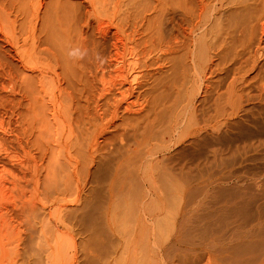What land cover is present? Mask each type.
<instances>
[{"label":"rangeland","instance_id":"1","mask_svg":"<svg viewBox=\"0 0 264 264\" xmlns=\"http://www.w3.org/2000/svg\"><path fill=\"white\" fill-rule=\"evenodd\" d=\"M262 23L264 0H0V180L5 182L0 187V247L6 248L0 264H9L7 250L11 254L14 247L29 264H125L134 221L126 212V189L108 195L115 160L110 157L118 143L104 144V138L130 124L132 147L160 121H173L191 91L200 101V124L207 122L212 104L229 108L227 89L234 77L246 72L245 84L253 85L264 76L252 77L246 62L253 58ZM193 37L213 60V72L202 79L187 57ZM77 45L89 50L78 62L66 56L68 47ZM260 46L264 49V41ZM116 55L125 66L121 77L109 66ZM240 61L244 66L238 70ZM102 73L106 85L136 76L130 100L140 95L139 102L146 105L142 117L131 118L121 108L112 119L108 99L99 97ZM128 87L125 83L121 90ZM252 87L241 91L243 107L237 111L244 137L234 135L238 127L232 133L236 141L225 135L223 152L215 157L227 164L210 158L211 147L201 152V166L212 160L202 166L212 170L203 172L215 178L220 174L222 180L193 189L195 194L184 201L174 196L179 185L171 186L169 177L157 180L158 191L165 194L155 202L154 264H169L170 259V264H215L199 249L196 254L185 251L197 240L224 250L231 259L222 257L227 264L241 263L238 256L244 263L264 264V247L252 240L249 248L244 245L250 237L264 241V218L252 209L257 201L250 208L246 196L253 163L240 148L252 129L244 113L256 102L248 99ZM238 89L236 83L237 94ZM20 207L25 211L16 219L11 213ZM180 220L179 243L173 237ZM87 249L95 251L84 259ZM255 253L260 256L249 260Z\"/></svg>","mask_w":264,"mask_h":264},{"label":"bare ground","instance_id":"2","mask_svg":"<svg viewBox=\"0 0 264 264\" xmlns=\"http://www.w3.org/2000/svg\"><path fill=\"white\" fill-rule=\"evenodd\" d=\"M199 27L200 26L198 24L193 26L190 34H192L194 31L196 32V29H198ZM260 29H261V36L257 37L256 38L257 41L253 43L254 45L253 58H251V60L246 61L247 63H249L250 61L249 71H253L252 73H254V75L252 77L254 78L255 76L260 75L261 73H264V62H262L264 61V56L260 54L262 53L260 51L264 50L260 46L262 41H264V23L260 24ZM190 43L191 44L189 45L187 51V57L190 60L191 67L195 68L196 70L197 69L199 70V79L200 78L202 79L203 77H205L207 71L211 73L213 72L211 70V67L213 65V60L211 57L207 58L209 53L208 49L203 44H201V42L198 41L197 38L195 37L191 38ZM121 58L122 57L120 55L119 56L116 55V57L109 63V66L112 67V72L114 74L119 73L118 77H121V73L124 72L123 69L125 68ZM243 66H244V61H240L237 69L239 70ZM129 70L130 68H128V71ZM108 76L110 77L111 73H108ZM129 77L124 76L123 78L114 80L116 81V83H113V85L110 84L106 85L107 84L106 75L104 73H102L98 77V81L101 85L99 97L108 99V109L111 110L112 119H114L117 116V113L121 108H123L127 116H130L131 118L134 119H138L142 117L143 112H145L146 110V105H143V102H139V98H140L139 94L135 95V101L130 100V97L134 96V84L133 83L131 84V82H133L136 79V76L132 77L130 81L128 80ZM246 78H247L246 72H244L243 74L234 77L232 79L227 89L228 94L226 98V100H228V104L230 105V107L228 108L227 105H224V107L220 108L218 105L212 104L213 112L211 114H208V120L205 124H200L199 122L197 102L200 101L195 98L194 92L191 91L190 95L186 98L185 102L180 108L179 113L175 116V119L173 121L170 120L167 122L160 121L156 129L153 130V132L149 133L148 135H142L140 139H135L134 145L132 147H130V145L128 144V139L130 137L135 138V134H134V128L130 124H125L122 127L121 132L114 134L111 137L108 136L109 138L108 137L104 138V144L107 143L109 145H114L118 143V147L115 150V152L120 150L119 154L116 157H114L115 152L113 153L112 157H110L112 159L115 158V160L112 166L110 182L107 185L108 195L109 197H113L116 193L120 194L123 192V190L126 189V194H124L123 197L126 205V212L129 218L133 219L134 221L133 234L130 239L129 251L127 254L125 264H154V260H155L154 246H156V244L154 243L152 225L156 213L155 202L160 201L161 198L163 199L164 197L163 194H165V193L162 194L160 190L158 191L157 180L159 179V177H164L165 179V177L167 176L169 177L170 182L174 183V184L171 183V186H174L175 184L179 185L178 189L174 193V196L179 195L180 198L183 199L182 201H184L186 198L188 199L189 197H192L193 194H195L194 191H192L193 189L195 190L197 187L206 183L207 184L218 183V180L221 177V175L219 174L220 177L217 178L216 176L215 178L214 173H213L214 176H211L209 175L210 173H208L209 176H207L206 175L207 173L205 174V172L207 171L205 170H208L210 167L208 169L207 166L206 169L203 168H205L204 165H206V163L212 161L209 160L211 157L213 158L214 161L217 160L215 157H217V154L220 152V150L221 151L223 150L220 148L222 147L223 142H225L221 140L225 139V135L227 137V134L228 135L231 134L232 137V133H234L237 127L239 126L237 125L240 124V122L237 119L238 117L237 111L241 110L243 107L240 104L241 91L249 86H253V87L250 90L251 95L248 97V99L249 101L253 100L256 102H254L253 105L250 106V108L247 109L245 108L244 113L249 115L248 121L250 122L252 129L249 132L247 131L248 139L245 138L246 141L242 142L243 144L239 146L243 152L247 153L249 157V160L248 159L247 160L248 161L251 160V162L253 163V167H252L253 169L251 168L252 170H250L249 173L247 172L248 175L246 177L248 180V182L247 181L246 182L249 183L248 186L246 183V186L252 188L253 190V191H249L251 190L249 188L247 192L248 193L250 192V194L248 195H246L247 193L245 194L247 198H249V202H250V204L248 203L247 204L251 205L250 208H252V205H255L257 201L256 204L257 207H254L252 209L257 208L256 210H257L258 219H261V217L264 218V76H262V78L258 82H255V84L253 85L251 84L246 85L245 84ZM197 80L198 79H196L195 81ZM125 83L129 87L126 90H121V86H123ZM236 83H238V86H240L241 89V90L238 89L239 90L238 94L234 90ZM197 88H201V89L203 88L200 80L199 83L197 84ZM231 103L233 105H231ZM204 115L206 114L202 113V117ZM218 115L220 116L223 115L222 120L221 118L219 119ZM248 121L245 122L249 124ZM165 123L167 125L165 127H162L163 125H165ZM111 124L114 125V122H112ZM240 129L241 128L237 129V132H235L234 135H236V137L239 136L244 137L243 135L244 132L242 133V131H244L245 129L242 131ZM103 135L104 133L101 136L103 137ZM227 138H226V142L227 141L230 142L229 140H227ZM232 138L234 139L235 137ZM233 139H232V143L234 140L236 141L237 138L234 140ZM228 142L227 144L226 143L225 144L227 146L228 145L230 146ZM235 145L237 146V144ZM235 145L233 147H235ZM203 147L206 148L208 147L207 148L208 150L211 147L210 155L212 156H210V158L208 156L209 161L206 162L205 159H204L205 162L202 161L203 163H205L204 165H202L203 166L202 168L201 166L202 163H200L199 159L201 158L200 156H202L201 155L202 150L204 151ZM230 149H232L233 151L232 147H230ZM230 149L228 148V152ZM245 158H247V156ZM220 160L218 161V163L217 162L216 163L220 164L221 161L225 162V160H221V161ZM248 164L251 163H247V165ZM220 165L219 166L215 165V167H218L217 169L220 170L219 167H222ZM215 167H213V171ZM221 169H223V167ZM203 170L205 172H203ZM210 170L212 169L210 168ZM224 171L225 170H223V172ZM227 171H225L226 174L229 172ZM233 171L235 172V170ZM225 173L222 174L221 172L222 176H224ZM203 174H205L207 177H205ZM229 174L227 175L230 176ZM230 178L228 179L231 180ZM238 178L239 177H237V179ZM239 179L242 181V179L245 178L243 177ZM220 180H222V177L220 178ZM117 183H119V185L116 187ZM2 186H5V182H3V180H0V187ZM190 186L191 189L189 190ZM22 207H20L19 211H13L11 213L12 216L15 217L16 219L22 217L23 216L22 214L25 211ZM184 214L183 216H185ZM179 222H178L179 224H176L177 226L176 235L175 237H173L175 238V240H177L178 237H180L179 234L182 231L184 220L182 222L180 220ZM250 238L251 239L246 240L247 244L244 243L245 246L248 247V245L250 246L251 244L256 243L258 246H260V248L264 247V245H262L264 241L260 240L261 237L260 239H253L254 237H250ZM179 239H182V237ZM179 239L178 242L180 241ZM262 239H264V237H262ZM248 241H251L252 243L250 244L248 243ZM181 242H183V240H181ZM190 245H191L190 247H192L190 248L188 246L190 248V251L188 250V248H186L185 251L191 252L192 254H196V252L199 249L202 252L206 253L208 258L215 260L216 261L215 264H224V262L226 263V261H224L222 257L225 259L226 258L230 259V257L227 256L228 255L227 253H226L227 255H224L222 253L224 250H220L221 248L216 250L217 246L215 245V243H209L207 245L202 241L197 240V242L191 243ZM5 249H3V247H0V253L1 254L4 253ZM89 249L85 250V252L84 251L82 252V256L84 257V259H86V257L89 256L92 251H95V250L90 251ZM253 249L254 248H252V250ZM9 250H7L10 258L9 264H29L30 260L24 259V257H22V255L19 252L20 251L19 247H14L11 251L12 252L11 254ZM93 256H95V254ZM257 256H260V254L255 253L248 255L249 260L252 261L255 260ZM240 257L238 256L237 260L239 261L241 260L242 261L241 263L251 264L249 263L250 261L249 262L247 261L248 263L246 262L244 263V259H241ZM220 260L222 261L219 262ZM170 261L172 260L171 259L169 260V264L171 263ZM232 262H234V260ZM211 263L213 264V262ZM234 263L228 262V264H234ZM241 263H235V264H241Z\"/></svg>","mask_w":264,"mask_h":264},{"label":"clouds","instance_id":"3","mask_svg":"<svg viewBox=\"0 0 264 264\" xmlns=\"http://www.w3.org/2000/svg\"><path fill=\"white\" fill-rule=\"evenodd\" d=\"M89 54V50L83 46H69L66 52V56L69 60L72 61H82L84 60ZM97 59H102L99 56V53L96 54Z\"/></svg>","mask_w":264,"mask_h":264}]
</instances>
